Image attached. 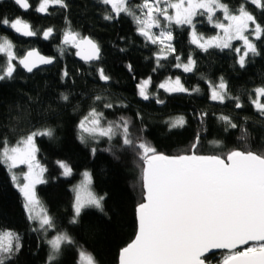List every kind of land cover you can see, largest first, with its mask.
Returning <instances> with one entry per match:
<instances>
[{"label":"trees","instance_id":"obj_1","mask_svg":"<svg viewBox=\"0 0 264 264\" xmlns=\"http://www.w3.org/2000/svg\"><path fill=\"white\" fill-rule=\"evenodd\" d=\"M40 1L29 0L31 9L24 12L14 0H0V19H22L37 33L26 37L0 24V38L11 40L18 58L33 48L56 58L53 65L32 73L25 72L19 60H14L13 78L0 81V139L6 138L14 146L35 129L55 130L53 138L36 140L37 160L46 169V182L37 185V197L53 220L51 233H67L75 243L63 245L57 260L50 264H78L80 250L90 252L99 264H118L120 251L137 233L142 162L132 149L122 145L121 135L111 141L102 137L81 142V119L93 107L107 121L124 117L130 121L134 141L142 139L167 155L188 153L197 137V154L223 156L246 146L260 151L264 149V116L256 111L252 100L256 98L254 89L264 86V36L260 40L253 37L260 55H250L241 68L239 54L233 51L237 41L231 49L212 47L204 51L191 42V26L173 23L170 30L175 51L165 56L166 50L161 52L160 45L142 36L132 18L122 13L118 18L104 19L111 6L100 0H65L67 8L53 5L46 13L36 11ZM132 2L139 4L141 0ZM223 2L235 9L243 0ZM246 7L264 25V10L251 3ZM217 17H221L220 12ZM49 28L52 33L45 38L43 33ZM69 30L78 33V38L88 35L98 44L101 50L98 62L76 59L73 46L64 43V34ZM195 31L210 36L218 29L206 16L198 15ZM189 58L195 61L193 71L176 67L187 64ZM5 60L0 53V64ZM100 69L110 77L109 81L99 78ZM169 77H178L188 91L177 93L161 88ZM145 78H150L147 100L139 95V86ZM221 78L228 94L238 97L243 107L237 108L235 99L226 98L224 102L211 99V91L218 87ZM62 95H68L69 100L63 101ZM97 96L104 99L97 101ZM105 103L113 107L106 108ZM179 117H183L184 125L172 127ZM221 117H228L237 127L231 128ZM242 135L247 136L246 141L240 139ZM58 162L66 163L72 169L71 174L65 176ZM84 169L92 173L93 190L105 195L103 211L88 208L82 212L79 223H72L75 194L71 185ZM23 204L11 173L0 164V229L14 232L20 238V250L8 264H47L50 245L37 221L28 219ZM221 255L222 252L210 255L212 264H217Z\"/></svg>","mask_w":264,"mask_h":264},{"label":"snow or ice","instance_id":"obj_2","mask_svg":"<svg viewBox=\"0 0 264 264\" xmlns=\"http://www.w3.org/2000/svg\"><path fill=\"white\" fill-rule=\"evenodd\" d=\"M14 2L25 10L30 7L29 0ZM100 2L111 6V12L104 19L112 20L123 13L135 21L139 33L152 44L159 43L171 51H175L170 43L173 40L170 28L174 23L191 26V42L204 51L212 47L231 49L233 41H242V53L240 47L233 49L239 54L241 68L245 67L250 55H260L250 37L260 40L264 36V25L257 21L246 4L251 3L257 9L264 10V0H243L235 9H230L223 0H141L139 4L132 0ZM49 5L68 6L65 0H42L36 11L46 13ZM217 12L222 14V18L217 17ZM198 15L206 16L214 27L221 30L222 35L201 43L194 24ZM162 20L167 22L168 29L163 27ZM0 24L26 37L37 34L29 23L19 18L12 21L3 18ZM154 28L160 29L159 34L153 33ZM51 33L52 29L49 28L43 35L47 38ZM78 37V33L69 30L64 34V43L77 47L80 50L77 54L84 59H99V46L90 38ZM13 48L10 39L0 38V53L6 57L5 62L0 64V81L13 78L16 70L13 60L17 58ZM160 58L157 57L158 60ZM51 63L52 59L36 51H29L19 59V65L29 73L39 65ZM194 65L195 61L189 58L187 64H177L176 67L182 66L185 72H191ZM128 67L131 70V66ZM99 78L105 82L110 80L103 69L99 70ZM148 83L145 81L139 86V95L145 100L150 98L146 91ZM160 87L168 92L188 91L179 78L171 86L161 84ZM254 94L256 98L252 104L264 116V102H261L264 86L254 89ZM226 98L235 99L237 108L243 107L238 97L228 94L227 85L221 78L218 88L211 91V99L224 102ZM61 99L68 101L69 96L62 95ZM95 99L102 101L104 98L97 96ZM104 107L111 108L113 105L105 103ZM221 119L231 128L237 127L228 117ZM184 123L183 117H179L172 127H182ZM129 125L130 121L124 117L119 121H107L95 107L79 123L81 142L88 139L98 141L102 137L111 141L121 135L122 145L132 149L142 162L141 202L136 207L137 233L120 251L119 264H212L210 254L214 255V250L222 251L217 264H264V149L255 151L246 146L233 149L223 156L197 154V137L188 153L167 155L142 139L138 143L134 141ZM54 135L52 128H39L24 135L14 146L6 138L0 139V164L11 173V180L22 195L28 219L39 221L40 227L45 229L53 228L54 223L36 193V186L46 182L43 177L46 169L37 160L39 148L36 140L39 137L53 138ZM240 139L246 141L247 136L242 135ZM92 151L95 153L96 149ZM58 163L65 176L71 174L72 169L66 163ZM21 165L27 166V171L18 175L14 170ZM84 175L85 182L76 190L72 223H79V217L88 208L103 211L104 197L90 190L91 176L89 173ZM19 239L14 232L0 229V264H8L19 252ZM48 243L52 249L50 261H55L61 254L62 246L73 245L75 241L65 233L56 235ZM80 257L86 264H96L91 254L81 251Z\"/></svg>","mask_w":264,"mask_h":264},{"label":"rangeland","instance_id":"obj_3","mask_svg":"<svg viewBox=\"0 0 264 264\" xmlns=\"http://www.w3.org/2000/svg\"><path fill=\"white\" fill-rule=\"evenodd\" d=\"M42 2V0L40 1V3ZM39 3V4H40ZM39 4H38V6H39ZM38 6H37V8H38ZM51 6H53V5H49V7H48V11H49V9H50V7ZM47 11V12H48ZM171 11V10H170ZM217 13H219V12H217ZM217 15V14H216ZM220 18H222V14H221V17ZM194 24H195V19H194ZM162 25H163V27L165 28V29H167V27H168V25H167V22L166 21H163L162 20ZM218 29V28H217ZM192 30V29H191ZM153 33H156V34H159V32H160V29H157V28H154L153 30ZM196 34H197V37L198 38H200V42L201 43H204L205 41H207V40H209L210 38H212V37H215V36H218V35H222V33H221V30L220 29H218V32L216 33V34H214V35H210V36H202V35H200V34H198L197 32H196ZM191 35H192V33H191ZM251 39H253V37H250ZM235 41H233L232 43H234ZM238 42V44H237V47H240L241 48V53L244 51L243 49H242V41H237ZM166 43H169V42H167L166 41ZM170 43H171V45H172V42L170 41ZM158 45H160L161 47H162V49H165L166 50V54H165V56L171 51V50H169V49H166V48H164V46L163 45H161V44H159V43H157ZM72 45V44H71ZM73 46V45H72ZM13 51H14V53H15V55H16V52H15V47L13 48ZM16 59L15 60H19V58H18V56L16 55ZM13 62H14V60H13ZM178 77H169V78H167L164 82H162L161 84H168L169 86H171L172 85V83L177 79ZM145 81H149V83L147 84V86H146V91H147V93H148V86L150 85V78H145L144 80H143V82H145ZM142 82V83H143ZM182 84V83H181ZM218 88V87H217ZM163 89H165V88H163ZM166 90V89H165ZM62 163H64V162H62ZM18 175H22L24 172H26L27 171V166H25V165H21L19 168H17V169H15L14 170ZM85 173H89L90 174V176H91V184L89 185V188H90V190L91 191H93L97 196H103L104 198H105V195L104 194H98V193H96L94 190H93V188H92V182H93V178H92V173H91V171L89 170V169H84L81 173H80V177L78 178V180L74 183V184H72L71 185V187H72V189H73V191H74V203H75V196H76V190H77V188L81 185V184H83L84 182H85ZM43 177H44V179H45V172L43 173ZM36 189H37V186H36ZM36 193H37V191H36ZM45 209V208H44ZM46 210V209H45ZM46 214L47 215H49V213L47 212V210H46ZM50 216V215H49ZM51 217V216H50ZM37 223H38V227L40 228V229H42L43 230V232H44V236H45V239H46V241L48 242V241H50V240H52V239H54L55 238V236L56 235H58V234H65L64 232H55V233H51V231L52 230H54V227L53 228H49V229H45V228H41L40 227V224H39V221H37ZM67 234V233H66ZM68 235V234H67ZM70 236V235H69ZM71 237V236H70ZM49 244V243H48ZM50 245V244H49ZM81 251H84V250H80V252ZM51 252H52V249H51V245H50V255H51ZM80 252H79V261H78V264H86V261H83L82 259H81V257H80ZM85 253H87V254H91L90 252H88V251H84ZM50 255H49V259H48V263L47 264H50L51 262H53V261H50ZM91 256L94 258V260L96 261V264H99L98 262H97V260L95 259V257L91 254Z\"/></svg>","mask_w":264,"mask_h":264},{"label":"water","instance_id":"obj_4","mask_svg":"<svg viewBox=\"0 0 264 264\" xmlns=\"http://www.w3.org/2000/svg\"><path fill=\"white\" fill-rule=\"evenodd\" d=\"M29 4H30V2H29ZM30 8H31V4H30V7L27 9V10H25V9H22L24 12H27L28 10H30ZM48 38V37H47ZM82 38H90L91 40H93L90 36H84V37H82ZM94 41V40H93ZM95 42V41H94ZM96 43V42H95ZM97 44V43H96ZM98 45V44H97ZM73 49H74V51H75V57H76V59L77 60H79V61H82V62H85V63H92V62H98L99 60H100V56H101V50H100V55H99V59H96V60H91V61H89V60H87V59H84V58H82V55H78L77 53L80 51L77 47H75V46H73ZM99 49H100V47H99ZM29 51H36V52H38L39 53V55H41V56H44V57H46V58H50V59H52V61H53V63H51V64H47V65H39L37 68H35V69H33V71L32 72H34L35 70H37V69H40V68H43V67H47V66H51V65H53L54 63H55V61H56V59H55V57L54 56H50V55H46V54H44V53H42L38 48H33V49H31V50H29ZM28 51V52H29ZM27 52V53H28ZM27 53L24 55V56H26L27 55ZM23 56V57H24ZM23 57H21V58H23ZM20 58V59H21ZM22 67V66H21ZM23 68V67H22ZM24 69V68H23ZM24 71L25 72H27V73H29L26 69H24ZM31 72V73H32ZM244 247H246V246H244ZM214 252H215V254L216 253H219V252H222L221 250H214ZM211 255V254H210ZM118 264H119V262H118Z\"/></svg>","mask_w":264,"mask_h":264},{"label":"bare ground","instance_id":"obj_5","mask_svg":"<svg viewBox=\"0 0 264 264\" xmlns=\"http://www.w3.org/2000/svg\"><path fill=\"white\" fill-rule=\"evenodd\" d=\"M31 9V8H30ZM56 59V58H55Z\"/></svg>","mask_w":264,"mask_h":264}]
</instances>
